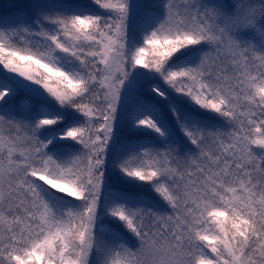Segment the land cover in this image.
<instances>
[{
    "label": "snow or ice",
    "instance_id": "snow-or-ice-1",
    "mask_svg": "<svg viewBox=\"0 0 264 264\" xmlns=\"http://www.w3.org/2000/svg\"><path fill=\"white\" fill-rule=\"evenodd\" d=\"M0 264H264V0H10Z\"/></svg>",
    "mask_w": 264,
    "mask_h": 264
},
{
    "label": "rangeland",
    "instance_id": "rangeland-1",
    "mask_svg": "<svg viewBox=\"0 0 264 264\" xmlns=\"http://www.w3.org/2000/svg\"><path fill=\"white\" fill-rule=\"evenodd\" d=\"M10 0H0V11L5 10V6L8 5Z\"/></svg>",
    "mask_w": 264,
    "mask_h": 264
}]
</instances>
